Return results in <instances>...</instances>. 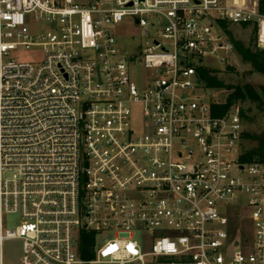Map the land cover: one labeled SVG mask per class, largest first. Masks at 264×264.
<instances>
[{
	"label": "built area",
	"instance_id": "built-area-1",
	"mask_svg": "<svg viewBox=\"0 0 264 264\" xmlns=\"http://www.w3.org/2000/svg\"><path fill=\"white\" fill-rule=\"evenodd\" d=\"M226 1L0 0V264H264V160L198 73L223 22L264 48Z\"/></svg>",
	"mask_w": 264,
	"mask_h": 264
},
{
	"label": "rangeland",
	"instance_id": "rangeland-1",
	"mask_svg": "<svg viewBox=\"0 0 264 264\" xmlns=\"http://www.w3.org/2000/svg\"><path fill=\"white\" fill-rule=\"evenodd\" d=\"M227 3L240 6L243 8L251 10H260L259 0H227ZM136 26V25H135ZM135 28H139L136 26ZM139 30V29H138ZM230 31V33H228ZM228 31L224 33V37L234 45V51L227 57V62L221 61V56L225 55V52L220 53V57L211 56L204 59L205 65L210 68L218 69L217 75L222 79L226 84L231 85H244L251 84L259 90L264 89V74L258 71H255L250 62L244 61L243 58L238 53L236 46V41H241L245 46L250 47L251 49L264 50L260 47L255 39L254 33L251 28H242L238 25H229ZM142 38H146L145 35L139 30ZM125 47L129 50L133 48L134 40L129 38H123L121 40ZM20 58H30L26 52H21L17 54ZM232 66V69L229 68ZM137 70L141 73L151 74V70H145L141 64L137 65ZM228 94V90L224 88H207L203 92L204 98L209 102L211 101H220L224 102ZM261 101H252L246 100L241 101L238 105L241 106V109L244 110L246 117L243 118L245 124V131L255 135H262L264 133V94L261 93ZM259 144L258 140L252 138L245 139V146L247 149L256 147ZM18 221L17 216H10L8 219V226L12 227L14 223ZM18 243L16 241L10 242L6 245L7 252L9 255L17 253L19 251Z\"/></svg>",
	"mask_w": 264,
	"mask_h": 264
},
{
	"label": "trees",
	"instance_id": "trees-1",
	"mask_svg": "<svg viewBox=\"0 0 264 264\" xmlns=\"http://www.w3.org/2000/svg\"><path fill=\"white\" fill-rule=\"evenodd\" d=\"M260 11L264 13V0H259ZM224 29L228 31V24L222 23ZM243 28H250V24H244ZM230 33V31H228ZM255 33V29L253 31ZM255 36V35H254ZM236 46L238 53L243 58L244 61L250 62L255 71L264 74V50L251 49L245 46L241 41H236ZM232 69V66H229ZM218 69H213L208 66L202 65L198 67V73L201 81L204 83L206 88H224L228 90V94L224 102L211 101L213 112L216 115H225L228 113L232 107L241 101L252 100L261 101V93L264 94V89L259 90L251 84L244 85H231L226 84L217 75ZM262 102V101H261ZM241 115L243 118L246 114L243 109H241ZM252 138L258 140L259 144L256 147L247 149L245 146V157L247 160H264V133L262 135H255L245 132V139ZM95 245V235L87 234L83 236V246L85 257H91V252H93V247Z\"/></svg>",
	"mask_w": 264,
	"mask_h": 264
}]
</instances>
